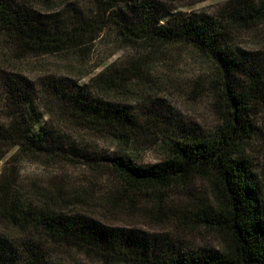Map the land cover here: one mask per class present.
<instances>
[{"label":"rangeland","instance_id":"1","mask_svg":"<svg viewBox=\"0 0 264 264\" xmlns=\"http://www.w3.org/2000/svg\"><path fill=\"white\" fill-rule=\"evenodd\" d=\"M1 1L59 26L71 40L61 49L35 51L0 30V127L15 119L28 131L26 148H12L0 162V233L20 246L39 239L38 264H152L222 254L221 237L199 217L212 204L210 178L133 193L109 160L152 167L165 162L177 143L212 139L233 116L224 92L229 85L248 95L253 134L242 156L259 173L264 20L251 26L243 21L252 0ZM148 7L161 19L158 28H195L204 37L123 35L121 24L135 28ZM7 76L24 79L31 105L10 103ZM52 81L67 90L63 100L47 92ZM75 94H82L81 104L70 103ZM20 206L32 213L51 209L117 233L125 238L123 247L129 243L125 256L113 252L119 247L107 235L95 239L110 253L53 244L32 226L22 228L20 218L11 219Z\"/></svg>","mask_w":264,"mask_h":264},{"label":"trees","instance_id":"2","mask_svg":"<svg viewBox=\"0 0 264 264\" xmlns=\"http://www.w3.org/2000/svg\"><path fill=\"white\" fill-rule=\"evenodd\" d=\"M252 2L254 5L243 19L248 26L264 20V0ZM152 9L155 7L144 9L140 23L135 28L121 24L122 34L145 40H173L190 35L198 42L204 37L195 28H187L185 31L163 26L158 28L157 24L161 19L157 18V22ZM0 30L8 32V37L19 45L35 51L61 49L66 41L71 40L70 35L59 26L51 27L50 22L35 19L30 13L1 0ZM3 82L9 93L8 99L14 106L23 107L33 102L25 94L23 78L7 76L3 78ZM28 86L29 83L26 88ZM47 88V92L56 96L57 100H63L67 92L55 81L49 83ZM224 92L233 116L212 139L177 143L170 149L165 162L152 167H140L123 157L109 160L116 176L133 193L143 190L161 192L179 184H187L195 178L211 179L212 204L202 209L199 217L203 226L219 234L224 252L218 255L176 257L164 261L156 259L152 264H264V157L259 173H255L242 156L245 143L253 134L249 121L248 95L229 85L225 86ZM80 97L82 98V94H75L70 103L81 104ZM20 128V123L15 119L7 128L0 127V162L12 148H26L28 131ZM0 189L4 188L0 186ZM17 210L15 215L10 216L11 219L20 218L18 220L23 221L22 228L32 226L41 232L45 240L53 244L96 249L99 245L95 236L107 235L112 244L119 247V250L114 247L113 252H118L120 257L125 256V249L129 246L127 242L123 247V236L105 232L88 220L81 222L51 209H40L32 213L24 212L20 206ZM38 241L40 242L39 239L24 241L20 246L12 242L9 235L0 233V264H38L40 258L36 254L35 246ZM98 248L104 253H110L101 246ZM28 253L32 256L25 257Z\"/></svg>","mask_w":264,"mask_h":264}]
</instances>
